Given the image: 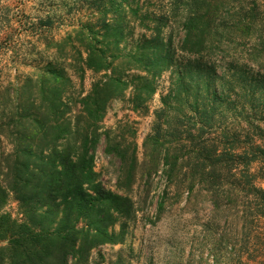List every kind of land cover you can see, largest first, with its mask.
Masks as SVG:
<instances>
[{
  "label": "rangeland",
  "instance_id": "rangeland-1",
  "mask_svg": "<svg viewBox=\"0 0 264 264\" xmlns=\"http://www.w3.org/2000/svg\"><path fill=\"white\" fill-rule=\"evenodd\" d=\"M207 19L205 43L185 42L186 31ZM86 48L98 56L94 65L101 71L86 67ZM148 59L159 63L158 75L144 72ZM51 71L65 79L59 87L73 125L79 117V129L94 131L81 114L82 98L91 97L94 111L100 107L98 141L90 148L95 172L107 189L134 203L123 239L93 250L87 264H264V218L247 214L252 195L227 174L197 179L192 191L185 189L193 181L185 176L192 173L184 170L171 181L162 166L154 172L148 141L159 136L164 150L186 154L180 146L194 123L177 104L185 93L177 83L202 75L212 129L194 139L216 143L228 130L242 142L264 140V0H0V183L5 187L20 146L32 142L40 150L34 137L21 142L30 126L41 118L55 122L41 90ZM28 84L30 89H23ZM116 86L124 88L121 95ZM167 95L169 107L159 115ZM138 96L148 98L143 107L134 103ZM24 107L29 112L23 114ZM234 190L239 199L231 202ZM2 213L22 221L12 193ZM113 229L119 232L120 224Z\"/></svg>",
  "mask_w": 264,
  "mask_h": 264
},
{
  "label": "trees",
  "instance_id": "trees-1",
  "mask_svg": "<svg viewBox=\"0 0 264 264\" xmlns=\"http://www.w3.org/2000/svg\"><path fill=\"white\" fill-rule=\"evenodd\" d=\"M210 23L207 19L198 27L186 31L185 42L194 41V46H202ZM86 50V67L101 71V66L94 65L98 56L94 55L93 49ZM148 60L143 64L144 72L148 76L158 75L159 63ZM202 77L196 80L193 76L185 80L184 77L177 83L185 89L184 95L178 96V101L175 96L177 104L182 103L186 115L191 114L189 119L194 123L187 129L186 141L180 146L187 150L186 154L172 155L171 150H164L160 146L159 136L150 137L151 169L157 172L162 166L164 175L171 181L177 180L184 170L190 171L192 175L185 176L193 179L186 184L185 189L190 191L197 179L208 180L213 179L215 174H227L242 187V192L252 195L248 216L264 218V140L257 138L242 142L241 138L228 130L220 132L216 143L194 139L212 129L209 126L211 117L207 113L211 109L208 107L209 96L208 93L202 94L200 89ZM64 82L61 72L51 71L42 78L41 90L48 99L47 114L55 122L49 124L41 118L30 126V134H25L21 142L25 140L27 143V138L34 137L40 142V150H35L32 142L20 146L5 175L6 187L0 183V264H87L93 250L104 245H115L123 239L126 222L133 217L135 210L132 199L107 189L94 169L90 148L98 141L95 131H98L97 125L102 119L100 107L94 111L89 103L91 97L82 98L81 114L88 116L94 131L90 133L86 128H83L85 132L79 129L82 122L79 117L78 124L73 125L66 117L70 110L67 111L68 105L64 104L59 87ZM28 88L30 84L23 87ZM260 88L264 92V80ZM115 89L119 91L118 95L124 91V88L117 86ZM171 93L174 94L173 91ZM170 96L162 97L164 109L159 115L169 107ZM137 99L134 100L137 108L143 107L148 100L142 96ZM28 110L29 107H24L22 113ZM260 113L264 122V108ZM158 127L162 129L164 124H158ZM230 135L233 136L231 141ZM43 144L48 145L49 152L43 149ZM10 193L19 204L22 221L2 213ZM234 199H239L235 190L230 193V201ZM116 224H120L119 232L113 229Z\"/></svg>",
  "mask_w": 264,
  "mask_h": 264
}]
</instances>
